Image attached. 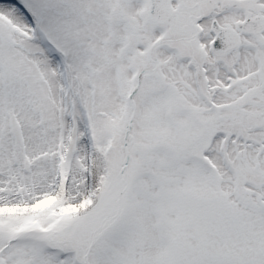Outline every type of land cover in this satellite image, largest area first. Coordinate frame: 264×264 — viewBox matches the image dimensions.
<instances>
[{
    "label": "snow or ice",
    "instance_id": "1",
    "mask_svg": "<svg viewBox=\"0 0 264 264\" xmlns=\"http://www.w3.org/2000/svg\"><path fill=\"white\" fill-rule=\"evenodd\" d=\"M0 264H264V0H0Z\"/></svg>",
    "mask_w": 264,
    "mask_h": 264
}]
</instances>
